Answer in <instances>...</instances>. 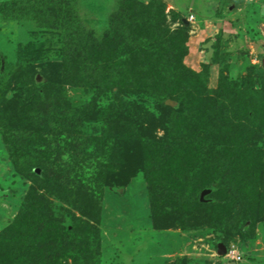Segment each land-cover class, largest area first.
<instances>
[{
	"label": "rangeland",
	"instance_id": "374dc122",
	"mask_svg": "<svg viewBox=\"0 0 264 264\" xmlns=\"http://www.w3.org/2000/svg\"><path fill=\"white\" fill-rule=\"evenodd\" d=\"M71 5L81 54L58 31L0 19L18 66L0 94V264H264V0ZM142 21L156 25L138 40L182 41L176 69L164 54L133 85L117 68L94 87ZM186 118L182 161L171 135Z\"/></svg>",
	"mask_w": 264,
	"mask_h": 264
},
{
	"label": "trees",
	"instance_id": "16d2710c",
	"mask_svg": "<svg viewBox=\"0 0 264 264\" xmlns=\"http://www.w3.org/2000/svg\"><path fill=\"white\" fill-rule=\"evenodd\" d=\"M0 19L5 23L34 22L35 25L40 29H53L55 31H58L62 39H64V41L67 42L68 45L72 46V48L74 47L77 53L79 54L83 53L82 51L84 47L83 39L88 32L81 23L78 15H76V13L73 12L71 0H6L0 2ZM150 22L151 24L149 25H145V24L143 25L144 21H142L140 22L141 24L140 26H137L136 28L132 29L133 31L130 32L131 34L129 33L130 38L126 42L124 41V44L121 46V48L124 49L123 55H121V57H118L116 53V56L119 59L118 63L115 64L113 63L108 67L105 65V67L103 66L101 69L99 67H98L99 69H94L98 71L97 73L98 76L96 78L94 76L90 77L91 78L90 80L93 83L94 87H97V82L99 81L105 82L106 80H108L107 82L109 81L112 82L113 76L108 74V72L112 73L113 71H118L117 68L124 69V73H123L124 83L126 84L131 83L133 85L134 83H136L135 79L139 78L136 73L141 74L144 71H150L147 65L154 63V61L156 60H159L164 54L173 55V57L166 60L168 64L170 63V61H175V64L171 66L172 69L174 68L177 62L176 59L181 55L180 47L178 44H180L182 41L179 42L178 38L174 39L173 33L168 32L167 29H161V33L159 35L155 34L151 36L147 34L146 36H144V38L138 40V37L141 34L152 32L150 30V27L152 28L156 24L153 21ZM182 33L183 31L179 33V35H181L179 36L181 40H183ZM139 57L142 58L141 62H139ZM117 58L115 57V59ZM17 67H18L17 65L10 63L7 60L6 56L0 51V94L2 93L1 90L9 84L11 77L14 75V73L17 70ZM180 70L181 69L178 70V73L173 70H169V71L167 70V71L172 76H175V73L178 74L177 76H179V74L182 75V73H180ZM156 72H158L160 75L162 74V76H167L165 74L166 72L161 71V69H159V71ZM101 74H104V77H102ZM139 83L140 82H138V84ZM128 95L130 96V94ZM133 105H137V104H132L130 102H127V104L125 103L124 109L129 110L131 109L130 106ZM163 107H165L164 104ZM7 111L8 110H6V108H2V111L0 112L1 116L5 117ZM215 113L216 111L213 110V114ZM186 121L188 123L189 122L192 123V121L187 118L184 121H180L179 124L173 126L174 130H172L173 134L171 135L172 139L175 140V144H174L175 148L172 149L173 150L172 152L174 155H176V158L179 157V159L180 160L182 159V161L185 160L187 155L185 147L187 146L188 148V146H190L193 142L192 134L190 133L185 134L187 127L189 128V132L191 131L190 130L191 126H188L187 125L188 123L184 124V122ZM177 125L180 126L178 127ZM222 128H225L224 129L225 131L227 129L226 125L225 127ZM215 134L217 135L218 132L216 133L215 131H213V135H214L212 136L213 139H218L220 135L218 134V136H216ZM223 136H229V135H226L224 132ZM205 157L207 158L204 159L203 161H200L202 163L200 168L204 169V171H206L205 173L208 172L209 174H212V177H214L216 173L215 170L207 171L209 170L208 165L209 166L211 165L208 162L211 161L210 159L212 156L210 157L206 155ZM197 162H199V159ZM212 165L210 166V168H213ZM216 167L217 166H215L214 168ZM29 170H30L29 173H31L32 175H36L33 167L31 168L29 167ZM199 202L204 205L208 204L207 202L204 203H202L201 201Z\"/></svg>",
	"mask_w": 264,
	"mask_h": 264
},
{
	"label": "water",
	"instance_id": "95a60500",
	"mask_svg": "<svg viewBox=\"0 0 264 264\" xmlns=\"http://www.w3.org/2000/svg\"><path fill=\"white\" fill-rule=\"evenodd\" d=\"M263 65H264V60H263ZM206 191L205 192H202V194H201V201H203V199H204V196L206 195ZM227 253V249H226V247L222 244V243H220L219 245H218V254L220 255V256H223L224 254H226Z\"/></svg>",
	"mask_w": 264,
	"mask_h": 264
},
{
	"label": "built area",
	"instance_id": "2783aa9c",
	"mask_svg": "<svg viewBox=\"0 0 264 264\" xmlns=\"http://www.w3.org/2000/svg\"><path fill=\"white\" fill-rule=\"evenodd\" d=\"M192 19V18H191Z\"/></svg>",
	"mask_w": 264,
	"mask_h": 264
}]
</instances>
